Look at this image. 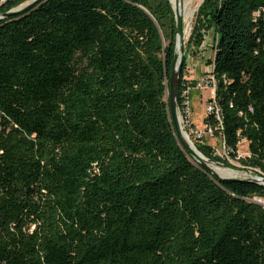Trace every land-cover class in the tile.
Wrapping results in <instances>:
<instances>
[{"label": "trees", "instance_id": "trees-1", "mask_svg": "<svg viewBox=\"0 0 264 264\" xmlns=\"http://www.w3.org/2000/svg\"><path fill=\"white\" fill-rule=\"evenodd\" d=\"M200 15L217 31L204 123L229 157L246 140L238 161L264 176V0ZM175 48L169 0H40L0 19V264H264V184L219 179L175 134Z\"/></svg>", "mask_w": 264, "mask_h": 264}, {"label": "rangeland", "instance_id": "rangeland-1", "mask_svg": "<svg viewBox=\"0 0 264 264\" xmlns=\"http://www.w3.org/2000/svg\"><path fill=\"white\" fill-rule=\"evenodd\" d=\"M31 0H24L20 5L23 6L29 3ZM203 0H195L192 5L194 13L191 17L185 18L184 27V56L190 53V61L194 66H190L189 72H185L183 69L182 76L187 75L191 78L192 83L204 77L210 65V61L213 58V50L217 40V31L213 26H208L207 17L205 15H198L199 7ZM198 4V5H197ZM196 27L198 29H196ZM200 32L201 41L199 43L191 42L190 37L192 34ZM203 67V69L201 68ZM207 67V68H206ZM204 70V71H203ZM212 92L209 87L192 88L189 93V113L187 118L184 114H181L180 106L177 107L178 114L180 116V126L190 141L194 144L195 148L199 145H208L215 152L217 156L225 159L224 163L229 165L233 170H237L238 174L235 177L238 178H250L254 177V170L248 167H244L238 158L248 155V142L242 139L237 145V157L232 158L228 155V149L224 146L223 140L219 135L213 136H200V132L205 127L204 119L207 116L206 106L211 99ZM201 153V152H200ZM202 154V153H201ZM205 164L213 171L217 172L214 167L227 168L221 164H215L209 161H204ZM222 163V162H221ZM255 201L260 202V198H254ZM264 207V204L259 203Z\"/></svg>", "mask_w": 264, "mask_h": 264}, {"label": "water", "instance_id": "water-1", "mask_svg": "<svg viewBox=\"0 0 264 264\" xmlns=\"http://www.w3.org/2000/svg\"><path fill=\"white\" fill-rule=\"evenodd\" d=\"M40 0H31L29 3L21 6L18 5L15 8H12L11 10L4 12L0 14V19L8 18L10 16L19 15L21 13L26 12L28 9H30L33 5L38 3ZM181 1V0H180ZM169 2L172 5V9L174 12V19H175V28H176V48L172 60V67L168 74L169 78V88L166 89V94L169 97V109H170V117L171 121L174 127L175 134L180 142V144L183 146L184 150L189 154V156L197 163L201 164V166L207 170L211 174L216 175L219 179H247V178H238V177H226L221 176L217 172L213 171L211 168H209L205 164V160L215 163V164H221L228 168H231L229 165H226L224 163H221L217 160L206 158L203 154H201L198 150L197 152L194 151V149L190 146V143L186 137H184L181 126H180V116L178 114V95H179V85H180V74L182 69V64L184 61V33H185V27L184 22L185 18L182 13H180L179 8L173 4L171 0ZM167 76V71L165 72ZM254 177H250L248 179L256 180L257 182L264 184V176L260 174H254ZM257 202V201H256ZM260 203V202H258Z\"/></svg>", "mask_w": 264, "mask_h": 264}, {"label": "built area", "instance_id": "built-area-1", "mask_svg": "<svg viewBox=\"0 0 264 264\" xmlns=\"http://www.w3.org/2000/svg\"><path fill=\"white\" fill-rule=\"evenodd\" d=\"M0 2H3V0H0ZM190 57H191L190 53H188L185 57V60H184L185 72L186 71L189 72L190 66H194V64L193 65L191 64ZM208 67L209 68L205 70L207 72V74L204 77H202L201 79H199L193 83L191 81V78H189L187 75L182 76V81H181L182 86H181V89L179 91L178 97L180 99L181 114H184L186 118L188 116L189 107H190V102H189L190 90L192 88L209 87L211 89L212 96H211V99L209 100V102L206 106V111H207V113L213 111L216 114V117L219 119V112H218V108L216 106L215 98H214L215 97L216 82H215V77L212 73V64L210 63V65ZM213 135H214L213 128L210 125L205 124L203 131L200 132V136H213ZM223 143H224V141H223ZM224 146H225V143H224Z\"/></svg>", "mask_w": 264, "mask_h": 264}, {"label": "bare ground", "instance_id": "bare-ground-1", "mask_svg": "<svg viewBox=\"0 0 264 264\" xmlns=\"http://www.w3.org/2000/svg\"><path fill=\"white\" fill-rule=\"evenodd\" d=\"M171 1L175 6L179 8V11L184 15V18L191 17V15L194 13V9L192 8V5L195 3V0H181V1L171 0ZM182 133L184 137L188 139L190 146L194 149V151L197 152V149L195 148L194 144L190 141V139L183 130ZM214 168L217 171V173L221 176L235 177L238 174L237 170H233L232 168H228V167L227 168L214 167ZM260 202L264 204V198H260Z\"/></svg>", "mask_w": 264, "mask_h": 264}, {"label": "crops", "instance_id": "crops-1", "mask_svg": "<svg viewBox=\"0 0 264 264\" xmlns=\"http://www.w3.org/2000/svg\"><path fill=\"white\" fill-rule=\"evenodd\" d=\"M203 69V67H201ZM207 68V67H206ZM204 71V70H203Z\"/></svg>", "mask_w": 264, "mask_h": 264}]
</instances>
